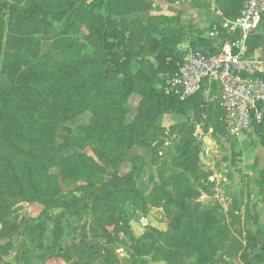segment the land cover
<instances>
[{
	"label": "rangeland",
	"instance_id": "rangeland-1",
	"mask_svg": "<svg viewBox=\"0 0 264 264\" xmlns=\"http://www.w3.org/2000/svg\"><path fill=\"white\" fill-rule=\"evenodd\" d=\"M65 1L0 0L20 13L58 8ZM97 5L96 0H81L65 15L43 14L27 25L15 23L6 11L0 16V113L2 118L13 115L22 103L31 109L26 118H14L23 126L35 122L43 130L40 139L33 134L39 130L25 128L23 135L47 147L32 157L39 166L36 183L49 189L10 209L7 224L0 225V264H132L129 236L144 234L147 247L140 264H201V257L205 264H264V130L239 139L210 119L205 130L189 124L185 146V124L193 114L180 119L172 115L164 133L155 135L150 128L155 136L142 138L154 145L151 151L135 152L120 162L131 141L127 137L137 128L140 97L135 93L125 101L115 75L108 85L103 82L99 46L80 23L82 17L99 23L106 11ZM134 6L123 18H113L127 27L138 20ZM140 66L149 73L148 66ZM131 69L135 72L136 64ZM203 137L208 143L202 144L205 156L199 161L192 141ZM114 163L119 176L131 174L135 189L144 197L152 192L163 207H152L148 198L127 202L121 193L107 199L108 205L95 203L113 188L106 172L114 171ZM93 165L105 174L95 172ZM158 186L183 199L185 210L171 205ZM110 216L121 230L108 225ZM257 222L263 227H256ZM198 230L213 238L196 242ZM249 233L262 235L253 249ZM169 236L183 245L170 248Z\"/></svg>",
	"mask_w": 264,
	"mask_h": 264
},
{
	"label": "trees",
	"instance_id": "trees-1",
	"mask_svg": "<svg viewBox=\"0 0 264 264\" xmlns=\"http://www.w3.org/2000/svg\"><path fill=\"white\" fill-rule=\"evenodd\" d=\"M96 1L98 4L97 7H101L106 11L105 15L100 19L97 25H93L84 17L81 18L80 23L87 31L88 35L95 40L99 46V73L103 82L105 85H108L110 76L115 75L119 79L120 86L118 89L124 96L125 101L135 93H138L140 97V102L136 111L137 114L135 116V124L137 128L132 131L129 137H127V140H129L131 136V141L125 153H121L123 160L120 162L125 161L128 155L127 153L133 147L142 148L148 152L153 149L154 145H152V143L149 145L146 142L143 143L142 138L144 139L146 136L147 139H150L148 136H155L157 132L164 133V127L160 126L159 123L160 119L165 115L177 114L181 117H186L189 112L193 114L192 119L185 124L187 129L186 137L183 140V145L185 146H188L189 144V140L186 139L189 124L193 125V129H195L194 126L199 125L205 130L206 126L211 121L210 119H213L215 126L223 127L225 129L223 124V114L218 107L217 100L205 103L201 95L198 94L185 101H180L178 97L165 95L163 92L166 79L176 72L178 65L185 57L189 54H216L220 51L221 47H212L210 43L202 39L200 36H195V33L191 34L189 40H186L187 37L179 39L180 37L178 35L167 34L158 29L149 32L143 30L133 33L125 29L120 20L114 18L124 16L128 7H132V2L135 0H132V2L131 0ZM240 1L242 2L244 0ZM80 2L81 0H66L65 3L58 8L36 7L25 13H20L11 5L0 2V16L3 11H6L9 18L15 21V23L19 25H27L28 23L36 21L43 14L65 15L76 8ZM142 6L144 7V4ZM238 12L239 9L236 13L226 18H234L237 16ZM259 29L262 32L257 33ZM208 30H217L224 42H229L234 38V36H230L222 31L219 28L218 22L211 25ZM263 37L264 15L259 21L255 33H250L248 37L247 46L250 54L257 46L258 41ZM179 40H181V43H187V48L185 50H180L178 48L177 43ZM139 59L143 60V63L140 62V65L145 64L148 66L149 73L139 65ZM148 59H151L153 63L149 64L147 62ZM132 64H136L135 72L131 69ZM160 74H162L163 79H161ZM160 83H162L160 86L161 88L157 89V86ZM207 105H210V110L206 108ZM12 113L13 115L11 113L4 114L3 118L0 113V225L7 224L10 209L14 204L28 200L30 194L34 193L35 199L38 196H42L49 192V189L42 190L41 186H39L34 179V174H36L35 170L39 169V166L36 164L34 165L32 157V152L38 154L47 147L46 145L45 147L39 146L37 143L27 139L23 135L26 132L24 131L25 128H30L32 131L39 130V133L33 134L40 139L43 135V130L41 126H37L35 122L32 123V125H29L31 124V121H29L26 126H23L14 118V116L18 117L19 114H21L23 118H26L25 116H28V114L31 113V109H27L26 104L22 103L21 106ZM204 116L205 119L203 118ZM34 119L35 118H33L32 121ZM150 128L155 131V135L151 134ZM261 130H264L262 125ZM155 142L156 141H153V144ZM192 142L196 148V141L193 140ZM49 149L52 150L51 145L49 146ZM115 164L116 163H114V171L106 172L110 177V183L113 185V188L107 191L104 197L100 195L94 199L95 203L102 201V204L106 203L108 205L110 201L107 199L113 200L115 194L121 193L127 198V202H133L136 200L142 203L143 200L148 198L152 201V207H163L160 204V201L153 198L152 192L144 197L135 189L134 179L131 174L119 176V174L115 172L117 166ZM93 168L95 172L105 174V172L96 165H93ZM158 189H160V192L163 195L169 198L171 205L178 207L180 210H185L186 205L183 199H178L176 195L170 194L161 186H158ZM164 209L170 211L171 207L168 209V206L165 205ZM110 211L111 210L108 209V212ZM109 218L108 225L110 224L116 230H121L116 218L113 216H110ZM177 222L178 219H176V224ZM256 227H263V225L257 222ZM146 229H148V231L150 230L149 227H146ZM198 232H200L201 235L197 237L196 242L202 243V240H211L213 238V236L211 237V235H208L209 231L205 232V230H198ZM145 236L146 234L139 238H134L132 235L129 236L133 243L131 247L132 264H140L138 258L143 255V248L147 247ZM260 236H262L260 233H257L254 236H251L250 233L249 235H246V238L250 239L248 241L249 246L252 249L255 242L261 238ZM169 237L170 248H176L179 244L183 245V241H177L173 236ZM190 246L191 245L188 243L184 244V247L189 248ZM63 250L64 249H61L59 246V252L62 253L64 252ZM172 255L173 254L171 253V256ZM246 259H249V256H246ZM203 260V257H201V264L206 263L204 262L206 260Z\"/></svg>",
	"mask_w": 264,
	"mask_h": 264
},
{
	"label": "built area",
	"instance_id": "built-area-1",
	"mask_svg": "<svg viewBox=\"0 0 264 264\" xmlns=\"http://www.w3.org/2000/svg\"><path fill=\"white\" fill-rule=\"evenodd\" d=\"M264 15V0H244L234 18H224L219 28L234 38L212 55L189 54L165 81L163 92L185 101L201 95L214 99V84L223 124L230 137L264 126V58L248 51L247 40ZM205 119V116L203 117Z\"/></svg>",
	"mask_w": 264,
	"mask_h": 264
},
{
	"label": "crops",
	"instance_id": "crops-1",
	"mask_svg": "<svg viewBox=\"0 0 264 264\" xmlns=\"http://www.w3.org/2000/svg\"><path fill=\"white\" fill-rule=\"evenodd\" d=\"M243 2L240 0H135L133 2L135 4L134 8L138 11L137 14L139 16H134L138 20L129 23L124 28L133 33L143 30L149 32L158 29L167 34L178 35L179 39L187 37L186 40H189L191 34L195 33V36H200L210 43L212 47L220 48L225 43L222 41L220 33L217 30H208V28L214 23H220L222 19L236 13L242 7ZM143 4L144 7L142 6ZM130 8L128 7L126 11ZM125 14L127 15V12ZM118 18H123V16ZM255 31L256 28L251 33L254 34ZM260 32L262 31L259 29L257 33ZM179 42L181 43V40ZM182 46L187 48V43H182ZM251 54L254 57L264 58V37L258 41L257 46ZM212 92L215 95L218 94L217 88L212 89ZM130 98H133V96ZM172 115L178 119L181 117L177 114L165 115L160 119V126H165V123L170 121L167 117ZM174 117L172 118L173 120ZM141 150L145 149L138 148L137 150L136 148V150H132L127 156L131 158L135 152L139 151L140 153H144Z\"/></svg>",
	"mask_w": 264,
	"mask_h": 264
},
{
	"label": "water",
	"instance_id": "water-1",
	"mask_svg": "<svg viewBox=\"0 0 264 264\" xmlns=\"http://www.w3.org/2000/svg\"><path fill=\"white\" fill-rule=\"evenodd\" d=\"M208 143V138L207 137H203L201 140L196 141L195 146L197 148L198 151V159L199 161H202L204 159L205 156V152L202 148V144ZM203 171L206 172L207 169L203 168Z\"/></svg>",
	"mask_w": 264,
	"mask_h": 264
}]
</instances>
